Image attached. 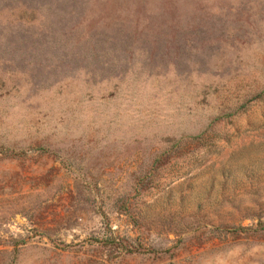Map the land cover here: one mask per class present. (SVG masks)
Listing matches in <instances>:
<instances>
[{
    "label": "rangeland",
    "instance_id": "obj_1",
    "mask_svg": "<svg viewBox=\"0 0 264 264\" xmlns=\"http://www.w3.org/2000/svg\"><path fill=\"white\" fill-rule=\"evenodd\" d=\"M0 264H264V0H0Z\"/></svg>",
    "mask_w": 264,
    "mask_h": 264
}]
</instances>
